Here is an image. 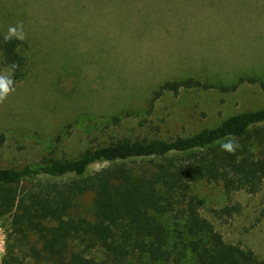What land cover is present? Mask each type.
I'll list each match as a JSON object with an SVG mask.
<instances>
[{
	"label": "rangeland",
	"instance_id": "374dc122",
	"mask_svg": "<svg viewBox=\"0 0 264 264\" xmlns=\"http://www.w3.org/2000/svg\"><path fill=\"white\" fill-rule=\"evenodd\" d=\"M20 21L27 63L0 104L6 136L0 167L73 159L119 138L190 136L264 106V0H0V34ZM190 76L255 82L154 98L165 81ZM108 165L97 162L88 173ZM193 192L205 201L202 215L228 242L264 259V184L256 194H228L221 184L202 181ZM227 206L234 207L230 213L222 210ZM3 222L0 264L11 231Z\"/></svg>",
	"mask_w": 264,
	"mask_h": 264
},
{
	"label": "trees",
	"instance_id": "16d2710c",
	"mask_svg": "<svg viewBox=\"0 0 264 264\" xmlns=\"http://www.w3.org/2000/svg\"><path fill=\"white\" fill-rule=\"evenodd\" d=\"M23 45L4 43L0 34L4 68L19 65L15 85L25 75ZM246 80L255 82L251 77L232 84L191 76L167 80L154 98L191 88L228 92ZM228 140L240 145L234 155L220 148ZM5 142L0 129V147ZM97 162L109 165L89 174ZM24 181L29 184L21 188ZM202 181L219 183L228 194L262 189L264 106L190 136L119 138L73 159L0 167V219L11 230L1 264L30 259L37 264H264L253 249L228 242L202 215L205 201L193 192Z\"/></svg>",
	"mask_w": 264,
	"mask_h": 264
},
{
	"label": "clouds",
	"instance_id": "9594fccd",
	"mask_svg": "<svg viewBox=\"0 0 264 264\" xmlns=\"http://www.w3.org/2000/svg\"><path fill=\"white\" fill-rule=\"evenodd\" d=\"M12 40L25 41L26 32L24 30V24L22 21L18 22L16 25L9 26L7 31L3 34L4 43H9ZM19 67L18 64L13 63L3 71H0V104H3L7 98L16 90L14 82V72ZM239 143L233 140H228L220 145L223 151L230 154H235Z\"/></svg>",
	"mask_w": 264,
	"mask_h": 264
}]
</instances>
